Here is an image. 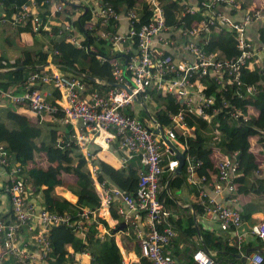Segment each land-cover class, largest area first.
<instances>
[{"label":"built area","instance_id":"1","mask_svg":"<svg viewBox=\"0 0 264 264\" xmlns=\"http://www.w3.org/2000/svg\"><path fill=\"white\" fill-rule=\"evenodd\" d=\"M73 1L90 2V6L87 7L90 18L86 21V29L94 38H106L116 44V47L119 46V51L124 49L125 52L133 53L126 61L125 68L118 59L111 60L112 75L115 79L113 85H117L101 93L98 90H86L85 80L78 76L63 78L52 59V54L56 53L57 49L50 47L49 17L43 19L35 1L29 0V3L22 4L20 9L14 12L11 19L1 17V21H7L14 29L26 16H31L34 32L38 34L44 50L48 52L47 61L41 65L40 70L27 76L21 91L16 92L13 88L0 86V99L11 104L23 103L33 115L40 118H52L58 110L64 112L65 122L72 120L80 122L84 129L92 134V140L99 145L108 146L115 140L122 164L138 154L143 169L139 173L136 195L125 192L117 186H105L96 178L95 167L89 166L98 194V205L94 209L81 207L78 214L83 219L78 220L79 225L76 224V227L79 226V234L82 238L90 237L88 226L96 217L112 214L111 207L114 199L117 198L119 203L115 211L121 218L117 217L114 220L116 230H121L123 233L120 222L125 221L135 230L144 256L154 264H174V257L169 251H164L161 245L175 234V230L170 223H167L169 210L159 197V182L163 171L162 155L174 151L165 138L154 131V128L162 123L153 115H150L154 125L151 127L143 124L137 115L132 116L127 113L125 109L132 108L133 103L144 106L149 86L154 85L156 89L169 94L173 102L181 105L178 112L169 114L171 124L162 125L165 135L173 143L176 140L183 141V138L194 128V125L188 126L185 120L184 116L187 113L196 114L206 120L212 119L219 112H225L235 120H247L251 114L257 115L258 108L254 104L250 102L238 104L231 99L249 98L258 91L257 84L244 82L240 76L245 69L253 71L264 67V43L259 42L248 31L249 24L264 20V14L260 9H255L254 13L247 9L240 18H235L214 10V6L221 2L236 9L241 8V3L235 0H197L195 4L180 0L185 4L183 14L193 12L199 8V5L205 8L202 18L194 25L183 28L181 21L174 15L166 16L160 0H145L150 11L149 19L136 26L135 23L140 18L134 8L115 9L106 0ZM59 8L60 6L56 4L51 13ZM122 16L126 21L124 31L119 29ZM222 27L236 33L237 46L240 49L236 57L214 59V54L207 53L203 47L206 41L205 34ZM168 31L171 34L168 35ZM65 39L80 46V38L77 35H66ZM182 53H187L190 57H182L180 55ZM124 71L128 74L123 75ZM209 73L215 75L219 87L226 88L235 82V92L230 96L221 93L215 97L214 94H206L203 87L199 89L198 80ZM94 78L96 81H102L101 78ZM35 80L50 82L52 87L59 91V96L54 102L47 98L48 91L47 93L45 90L31 87ZM217 100L221 102L218 105ZM221 133L220 127L215 124L209 139L213 152L217 153L216 143ZM258 137L264 138V127L259 130V135H247L246 138L254 145L255 138ZM200 162L198 160L195 164ZM177 163L175 158L168 160V168L172 173ZM237 163V150L228 154L219 153L218 178L213 183L215 192L211 195L202 190V197L199 200L203 203L205 212L217 219L220 228L234 232L237 240L241 241L248 232L243 228L241 212L218 200L215 195L222 191H235L232 177L236 174ZM21 170V165L13 162L4 153L3 144H0V175L4 174L6 178L4 185L7 200L11 205V218L16 219L5 223L0 221V264L10 256L18 264H46V254L51 250L47 229L58 223L73 225V221H69V215L66 213L59 214L39 205L33 197L25 198V178L22 177ZM188 171L190 172L188 180L192 181V164H189ZM139 212L145 213L146 216L144 228H140L137 221ZM89 218H92L91 222ZM88 221L90 223H87ZM162 223L165 225L160 228ZM19 227L25 231L21 235L17 234ZM35 228L39 233L35 236L34 245L31 247L27 239V231ZM257 233L260 237H264V223L258 224ZM242 255L246 256L245 264H261L263 261V254L259 250ZM124 257L123 261L126 263ZM193 258L198 264H213L210 254L201 248L193 252Z\"/></svg>","mask_w":264,"mask_h":264},{"label":"trees","instance_id":"2","mask_svg":"<svg viewBox=\"0 0 264 264\" xmlns=\"http://www.w3.org/2000/svg\"><path fill=\"white\" fill-rule=\"evenodd\" d=\"M34 1L40 16L43 19L49 17L48 23L51 26L50 47L57 49V52L52 54V59L58 66L63 78L78 76L85 80L86 90H98L101 93H105L110 87L115 86L113 85L115 79L112 75L111 60L118 59L124 66L133 53L114 51V44L111 41L103 37L94 38L88 32L86 21L90 18V11L89 9H84V7H89L90 2L81 3L73 0ZM106 1L115 9L134 8L140 18L135 23L136 26L149 19L150 11L145 0ZM235 1L241 3V8L236 9L225 2H221L214 6V10L220 11L222 6L227 5L229 7L227 14L235 18H240L247 9L252 13L255 12V9H260L261 13L264 14V5L261 0ZM160 2L166 16L174 15L181 21L180 24L183 28L194 25L196 21L203 17L205 8L200 5L193 12H185L183 14L185 4L181 3L180 0H160ZM24 3H29V0H0V25H5L7 31L4 42L6 43L8 38L13 40V36L18 38L28 36L30 38L28 45L14 46L17 52L13 57H0V86L2 88H13L16 92L21 91V86L30 73L42 68L41 65L47 61L48 56V52L44 50L38 34L34 32V23L31 16H26L14 29L10 27L7 21H1V17L11 19L14 12L19 10ZM56 4L60 8L51 13L55 9ZM76 9H78L79 15L73 18L71 15L73 10ZM57 15H60L64 21L56 20L58 18ZM254 22L257 23L256 36L254 37L259 42L264 43V20ZM63 23L67 24L68 28ZM79 33L82 36L80 38V46L65 39L66 35H78ZM205 39L203 47L207 53L214 54V59L236 57L240 53V49L237 46L236 33L226 27H222L219 30H211L205 34ZM85 74L101 78L102 81L88 78ZM127 74V71L123 72V75ZM240 77L244 82L257 84L258 91L249 98H234L231 100L238 104H244L245 102L254 104L258 108L257 115L251 114L247 120H235L225 112H219L212 119L206 120L196 114L187 113L184 116L185 120L188 126L194 125V128L191 133L183 138V141H174V144L184 152V163L181 165L180 170L181 180L197 198L194 203L196 215L197 213L206 214L203 203L199 200L202 197L201 191L204 190L207 194L212 195L208 191L209 188L213 193L215 192L213 183L218 178L219 153L228 154L237 150V169L236 174L232 177L237 193H264V175L260 171L256 158L257 153L254 149V147L259 146L260 149L264 150V138L258 137L255 143L256 146L255 144H250V140L246 138L247 135H259V130L264 127V67L256 68L253 71L245 69ZM31 87L39 88L41 91H44V88L48 89L49 95H47V98L51 102H54V99L59 96V91L53 88L50 82L35 80ZM197 87L199 89L203 87L202 89L205 90L206 94H214L215 97L221 93L230 96L235 92L236 83L234 82L226 88L219 87L215 75L209 73L198 80ZM147 91L146 103L141 106L139 112L135 113L132 108H126L125 111L132 116L137 115L145 125L154 126L150 120V115H153L163 126H169L171 124L169 114L178 112L181 109V105L173 102L169 94L156 89L154 85L149 86ZM5 103L0 106V144H3L4 153L9 158L21 165V174L25 178L24 197L36 196L40 192L41 203L47 209L59 214L66 213L69 215V221H73V225L58 223L51 225L47 229L51 250L46 254L45 263L125 264L115 236L107 232H100L97 229V225L100 223L107 226V222L102 217H96L92 224L88 226L90 237L86 239L79 234V226L76 227L78 220L82 221L83 219L78 214V211L84 206L94 209L98 205V194L87 159L82 152L81 145L77 141V136L73 134L72 122H64L65 126L60 129L62 133H58V129L45 128L52 123L54 124L53 119L48 121L46 118L33 115L27 105L23 103H10L11 105L7 104L9 102ZM220 103L219 100L216 101L217 105ZM20 108L24 112H20ZM55 117H62L63 119L65 113L58 110L52 118ZM215 124L220 127L222 132L220 139L216 143L217 153L213 152L209 141ZM81 127H83L82 124ZM88 156L91 159V164L95 167L96 178L101 183L105 186H117L132 195L137 194L139 173L143 169V164L138 154H135L121 165L116 164L106 153H102L98 146L91 149L88 152ZM42 158L47 159V162L52 164L45 167L44 163L39 160ZM171 158L177 159L175 151L173 153H163L161 159L163 171L159 182V197L166 208L171 203L166 186L168 179L174 173L169 170L167 164ZM198 160L201 162L195 164ZM189 164L193 165L192 181L188 180V176H190L188 171ZM65 172L73 175V183L63 182L60 176ZM4 183L5 180L0 175V221L3 223L9 220L16 221L15 218H11L12 213L9 201L5 200V202H2L1 195H7ZM60 184L68 188L78 199L73 202L65 196L56 195L54 192L55 186ZM224 192H228V196L229 193H233L232 191ZM65 195L71 199L75 198L69 192ZM115 202L118 204L119 200L117 198L114 199L112 208ZM239 211L241 212V210ZM250 214L251 212H248L247 208H245L241 212L242 219L250 217ZM112 215L121 218L116 211H112ZM169 216L170 214L167 217V223H170ZM180 216L183 218L176 222L172 219L170 223L175 230V234L167 242L161 243L163 250L169 251L174 257V264H198L193 258V252L200 248L203 249V246H206L209 250L213 264H227V262L229 264H245L246 258H243L239 252V247L228 240L227 233L222 236V232H220L221 234L216 233L217 229L205 228L199 223V220L198 222L195 220L192 214ZM89 221L91 222L92 218H89ZM89 221L87 223H90ZM173 224H176L175 226L180 230L182 237L187 240L188 244L183 249L175 248V250H171L168 248V245L171 244L177 234ZM164 225L165 223H162L159 227L162 228ZM219 229L224 232L229 231L220 228V226ZM123 230L124 234L120 236L123 245L129 247L131 241L132 244L136 243L135 249L138 260L133 261L131 264H154L142 254L135 230L128 224ZM24 232V229L21 230L20 227L17 229L18 235ZM38 233L39 230L36 228L27 231V239L31 247H33L35 236ZM259 238L260 245L264 246V237L259 236ZM68 246L72 248L71 252L68 250ZM259 249L263 254L261 264H264V247ZM243 253L247 252L244 251ZM1 264H18V262L10 256Z\"/></svg>","mask_w":264,"mask_h":264},{"label":"crops","instance_id":"3","mask_svg":"<svg viewBox=\"0 0 264 264\" xmlns=\"http://www.w3.org/2000/svg\"><path fill=\"white\" fill-rule=\"evenodd\" d=\"M182 2H186V3H190V4H195V2L197 0H181ZM261 3L264 5V0L261 1ZM80 5V4H77ZM229 10V7L226 6H222L220 8V11L223 13H227V11ZM71 12V11H69ZM78 9L73 10V14L71 15L73 18H76L77 15H79L78 13ZM58 18L56 20L58 21H64L63 18L60 17V15H57ZM57 21V22H58ZM256 22H252L251 24L248 25V31L250 32V34L252 36H256L255 35V30H256ZM63 25L65 27L68 28V25L63 23ZM119 29L121 31H124L126 29V21L125 18L122 16L121 20H120V27ZM6 26L5 25H0V57L4 56L5 58H11L15 55V53L17 52V50L14 48V46L16 45H28L30 38L28 36H24V37H14L13 36V40L11 39H7L6 43L4 42V38L6 37ZM254 33V35H253ZM167 34H171L170 31L167 32ZM77 35V34H76ZM79 38H81V34L79 33L77 35ZM6 39V38H5ZM114 51L115 50H120V47L117 46L116 44H114L113 46ZM123 49V47H122ZM124 51V49L122 50ZM125 52V51H124ZM182 57H190L189 54L187 53H182L180 54ZM51 84V83H50ZM44 90L47 92L48 89L44 88ZM49 92V91H48ZM47 92V93H48ZM6 101H4L3 99H0V106L2 104H6ZM9 105H11L10 103H7ZM141 106L137 103H133L132 104V109L136 112H139ZM20 112H24L22 110V108H20ZM27 112V111H25ZM54 120V124L52 123L49 127H45L46 129L48 128H52V129H58V133H62L60 131L61 128H63L65 126L64 124V119H62V117L59 118H46V120ZM72 124H73V134L75 136H77V141L78 143L81 145V149L83 154L85 155L87 162H88V166H91L92 168L94 167L91 164V159L88 156V152L95 148V147H100V149L102 150V153H106L107 156L109 158H111L116 164L121 165L122 162L120 161V151L117 148V142L115 140L111 141L109 143L108 146H101L99 145L97 142L92 140V134L88 133L83 127H81V123L78 122L77 120H72ZM84 137H86L85 139H83ZM59 139V138H58ZM257 139V138H255ZM60 140V139H59ZM84 140V143H81V141ZM256 146V144H255ZM254 149L256 150L257 153V161H258V165L260 167V171L263 172L264 175V150L260 149V147H254ZM91 156V155H90ZM44 162V161H43ZM45 167H48V163L44 164ZM4 175V174H3ZM62 177H67L68 181L67 182H73L74 181V177L72 174L70 173H65L64 175H61ZM63 179V178H62ZM64 184V183H62ZM56 185L54 192L56 195H62L65 196L66 198H68L71 201H75L71 198H69L68 196H66L65 194L67 192L71 193L75 198L77 199V196L72 193L70 190H68V188H66L67 191H62L59 190V188L61 186L64 185ZM168 190V197L171 200V203L168 205V209H169V221L171 223V220L173 219L174 222H176L177 220L182 219L183 217L180 215H187V214H192V216L195 218V220L204 226L205 228L214 230L217 229L218 234H221L220 232H222V236H224L225 233L228 234V240L232 241V243H235L238 247H239V252L242 253L245 252H251V251H255V250H259L261 251L259 248L264 247L263 245H260V238L259 235L257 233V226L260 223H264V193H254V192H249V193H237L236 191L233 193H229L228 196V192H220L219 194H215L217 199L225 202L226 204L231 205L232 207L238 209V210H244L245 208H247V211L251 212L250 217L247 218H243V228H245L246 230H248L247 234L244 236V238L239 241L237 240V238L235 237L234 232L232 231H227L224 232L222 230L219 229V224L217 219L212 216L211 214H201V213H196L194 212V203L197 200L196 196L189 191V189L187 188L188 186L185 185V183H183V181L181 180V174L180 173H173L170 178L168 179V184H166ZM208 191L212 194L213 191L211 189L208 188ZM39 193V194H38ZM36 194V196L32 195V197L36 200L41 202L42 199H40L41 197V193L38 192ZM2 198V202H5V200H7V197L4 195H1ZM119 200V199H118ZM116 206H117V202L114 203L113 208L111 207V211L115 212L116 210ZM106 222H107V226H105L104 224L100 223L97 225V229L100 232H107L110 234H113L116 238V241L120 247V251L122 253L123 256H125V264H131L133 261L138 260V255L136 253V243L134 242L132 244L131 241V245L129 247H125V245H123V243L120 240V236L122 234H124V232L122 233L121 230H116V223H115V219L117 217L113 216L111 213L106 214L105 217H102ZM137 221L139 222V227L140 228H144L146 226V216L145 213H139L137 216ZM174 227L176 228V237L173 239V241L171 242V244L168 245V248H170L171 250H175V248L177 249H183L184 246H186L187 240L182 237L180 230L175 226L176 224H173ZM117 231V232H115ZM226 235V234H225ZM254 243L258 244L255 245ZM258 247V248H256ZM68 250L71 251L72 248L70 246H68ZM264 250V249H263ZM244 260V259H242ZM177 264H182V263H177ZM227 264H229V262H227Z\"/></svg>","mask_w":264,"mask_h":264},{"label":"water","instance_id":"4","mask_svg":"<svg viewBox=\"0 0 264 264\" xmlns=\"http://www.w3.org/2000/svg\"><path fill=\"white\" fill-rule=\"evenodd\" d=\"M86 9V8H85ZM124 68H125V65L123 66ZM85 76L86 77H88V78H91V79H95L93 76H90V75H88V74H85ZM115 85H117V84H115ZM121 85V84H120ZM154 131L156 132V133H160V135L162 136V137H164L165 138V140L170 144V147H171V149L172 150H174L175 151V156H176V158H177V160H178V163H177V165H176V167H175V170H174V172L175 173H180V170H181V165L184 163V152L182 151V150H180L166 135H165V132H164V130H163V128H162V125L161 124H159V125H157L155 128H154ZM59 190H62V191H65L66 190V188L64 187V186H61L60 188H59ZM126 227V222L125 221H121L120 222V228H125ZM203 249H204V251H206L207 253H209V250L207 249V247L206 246H203ZM243 256V258H245L246 256L245 255H242Z\"/></svg>","mask_w":264,"mask_h":264},{"label":"rangeland","instance_id":"5","mask_svg":"<svg viewBox=\"0 0 264 264\" xmlns=\"http://www.w3.org/2000/svg\"><path fill=\"white\" fill-rule=\"evenodd\" d=\"M261 1H262V0H261ZM85 8L87 9V7H84V9H85ZM134 112L137 113L136 111H134ZM85 138H86V137H84L83 139H85ZM81 143H84V140H82ZM39 160H40L41 163L44 161V162H43L44 164H46V163H48V165L52 164L51 162H47V159H45V158H42V159H39ZM39 160H38V161H39ZM61 178H63V182H64V183H67L68 179H67L66 176H65V177H62V176H61ZM70 183H73V182H70ZM70 183H69V184H70ZM77 199H78V197H77ZM77 199H73V200L76 201ZM115 232H117V231H115Z\"/></svg>","mask_w":264,"mask_h":264},{"label":"clouds","instance_id":"6","mask_svg":"<svg viewBox=\"0 0 264 264\" xmlns=\"http://www.w3.org/2000/svg\"><path fill=\"white\" fill-rule=\"evenodd\" d=\"M58 67V66H57ZM58 70H59V68H58ZM60 71V70H59ZM90 168V167H89ZM1 176H3V178H4V180H5V182H6V178L4 177V175H1ZM4 185V184H3ZM4 195L5 194H3V197H4ZM6 196V195H5ZM7 197V196H6ZM38 203H39V205H41V206H44L41 202H39V201H37ZM45 207V206H44ZM5 261V260H4Z\"/></svg>","mask_w":264,"mask_h":264},{"label":"bare ground","instance_id":"7","mask_svg":"<svg viewBox=\"0 0 264 264\" xmlns=\"http://www.w3.org/2000/svg\"><path fill=\"white\" fill-rule=\"evenodd\" d=\"M65 191H67V190H65ZM65 191H64V192H65Z\"/></svg>","mask_w":264,"mask_h":264}]
</instances>
